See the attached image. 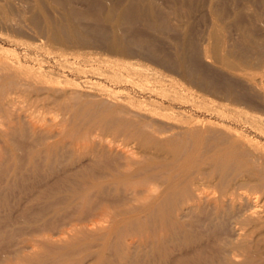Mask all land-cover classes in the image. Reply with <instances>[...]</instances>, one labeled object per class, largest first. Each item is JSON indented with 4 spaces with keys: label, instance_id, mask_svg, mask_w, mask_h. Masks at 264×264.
<instances>
[{
    "label": "bare ground",
    "instance_id": "bare-ground-1",
    "mask_svg": "<svg viewBox=\"0 0 264 264\" xmlns=\"http://www.w3.org/2000/svg\"><path fill=\"white\" fill-rule=\"evenodd\" d=\"M154 1L148 0L150 9ZM86 2L88 14L70 10L69 19L79 23L89 18L96 26L112 25L110 37L99 39L112 54H131L133 48L144 51L143 41L136 37V14L128 8L103 13L95 0ZM149 17L154 15L150 13ZM98 31L90 30L81 39V33L75 30L64 41L79 38L86 45L92 42L89 36L101 35ZM25 64L15 56L0 62V113L10 105V91L24 82ZM108 65L115 86L121 87L124 82L118 68L132 70L140 79L148 76L146 70H141L143 67L131 63L112 61ZM41 68L29 73L31 85L43 83L44 91L65 95L63 87L55 89L57 78ZM196 71L193 64L191 73ZM60 78L58 84L67 83ZM93 81L91 85L96 86L100 79ZM260 83L244 80V86L264 106ZM224 92L231 107L246 96L235 93L231 86ZM96 104L100 117L93 114V109L75 110L78 119L86 123L78 130L71 126L69 141L48 144L44 139L27 152L26 159L34 173L42 166H52L50 171L55 172L49 191L36 193L41 198L55 197V204L50 206L55 218L43 226L52 228L57 221L73 220L81 229L90 227L77 231V244L65 242L59 250L75 255L91 248L96 241L93 232L97 223L88 226L86 222L105 216L115 226L100 236L105 239L104 250L109 251L107 264H264V147L256 140L264 137L263 116H246L245 112H236V107L234 110L219 104L204 107L213 118L199 119L181 115L171 106L154 104L147 108L137 98L115 92ZM241 126L257 138H251ZM138 154L150 155V160L131 170L137 166ZM40 155L44 158L40 159ZM4 169L1 161L0 172ZM108 224L105 230H111ZM33 232L41 236L44 230ZM23 235L24 230H0V245ZM111 235L114 239L108 242ZM22 239L11 246L16 248L15 257L47 264V254L25 255L29 243ZM51 240L43 238L35 243L51 251L55 245ZM64 254L48 264L70 258ZM0 263L6 264L4 260Z\"/></svg>",
    "mask_w": 264,
    "mask_h": 264
},
{
    "label": "rangeland",
    "instance_id": "rangeland-1",
    "mask_svg": "<svg viewBox=\"0 0 264 264\" xmlns=\"http://www.w3.org/2000/svg\"><path fill=\"white\" fill-rule=\"evenodd\" d=\"M86 1L69 0L63 5L56 0H0V62L14 56L26 62L24 82L10 91L7 98L10 105L4 106L0 113L3 115L0 116V162L5 168L0 172V230H24L23 237L0 245V261L6 264H36L15 257L16 248L11 246L22 238L26 240L24 243H29L24 254H47L48 264L60 254H67L59 250V245L77 244L80 236L77 231L90 229H81L79 222L73 220L70 223L57 221L52 228L43 226L55 218L50 210L55 197L41 198L36 193L49 191L55 172L50 171L52 166H42L34 173L26 159L27 152L46 139L48 144L69 141L71 126L78 130L86 123L78 119L75 110L93 109V114L100 117V107L95 109L96 101L115 92L137 98L147 108L154 104L171 106L181 115L209 119L214 115L204 107L229 106L224 90L231 86L235 93L246 95L244 101L235 104L237 110L232 106L236 112L264 117V106L244 86V80L255 83L263 80L259 88L264 91V0H155L151 9L148 0H95L103 13L128 8L137 15L136 37L143 41L144 51L133 48L131 54H112L99 42L110 37L112 25L96 26L89 18L79 23L69 19L70 10L88 14ZM150 13L153 18L149 17ZM6 19L8 21H4ZM6 22L16 26L10 28ZM95 28L101 35L89 36L92 42L86 45L79 38L64 41L70 32H80L82 39ZM112 61L141 66L148 76L140 79L132 70L118 68L124 82L121 87L115 86L108 70ZM193 64L198 68L195 74L191 73ZM40 66L47 75L57 78L55 89L63 87L65 95L44 91L43 83L31 85L29 73L38 72ZM60 77L67 83L58 84L62 81ZM95 78L100 82L93 86ZM71 90L76 93H70ZM229 107L232 109L231 105ZM229 107L227 109L231 110ZM242 127L240 129H245L243 131L251 138L256 137L246 126ZM262 138L256 140L264 147ZM138 155L135 161L140 163L131 170L151 157ZM43 158L40 155V159ZM53 166L55 168V164ZM93 222L97 223L93 246L78 251L77 255L67 254L70 258L63 257L57 264H107L105 259L110 255L103 248L105 239L100 236L115 226L105 216L89 218L86 225ZM106 224L111 230H105ZM33 230L44 232L39 236L34 235ZM43 238L55 242L51 251L35 243ZM107 239L111 242L114 237ZM59 240L61 243H56Z\"/></svg>",
    "mask_w": 264,
    "mask_h": 264
}]
</instances>
